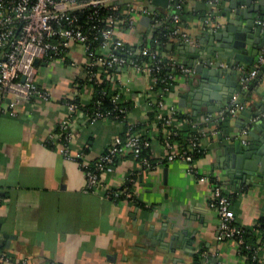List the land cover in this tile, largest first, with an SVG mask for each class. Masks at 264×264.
Listing matches in <instances>:
<instances>
[{
  "label": "crops",
  "instance_id": "0c3cea01",
  "mask_svg": "<svg viewBox=\"0 0 264 264\" xmlns=\"http://www.w3.org/2000/svg\"><path fill=\"white\" fill-rule=\"evenodd\" d=\"M125 1L151 5L149 0ZM217 2L229 7L231 0ZM207 3L184 0L181 10L176 9L179 19L172 22L173 28L186 36L170 37L161 52L165 59L172 57L181 63V51L187 56L186 50L199 45L203 32L217 31L224 24L222 10L211 12ZM154 10L159 17L149 15L150 20L132 13L130 28L119 22L116 39L132 47L147 43L162 20L172 21L171 8ZM86 64L82 46L71 44L63 57L40 59L35 66V83L47 94L44 99L14 101L0 95L1 252L14 264L24 258L30 264H194L199 252L208 254V264H247L233 243L217 238L219 221L209 205L210 183L188 173L183 161L164 160L163 133L152 120L155 99L146 93L150 78L132 67L111 69L110 92L126 109L125 116L90 122L93 88ZM192 73L191 69L173 77L165 105L177 108L203 128L199 144L204 151L196 161L197 170L222 183L231 195L236 223L251 228L264 216V181L247 186L232 181L223 163L228 147L237 140L245 146L252 125L264 117L263 113L246 125L244 116L259 110L257 104L264 107V76L243 95L244 103H236V115L231 116L232 97L212 112L207 106L198 111L179 106L181 95L191 89L188 78ZM241 81L234 96L248 88ZM192 98L187 95L186 103ZM69 100L79 104L71 114L66 105ZM226 113L230 117L219 125ZM207 115L211 118L205 122ZM63 123L68 124L70 134L66 142L62 137L51 139L59 136ZM127 125L148 141L146 155L156 166L142 168L130 155L121 157L101 184L86 191L82 166L92 165L116 135L124 134ZM62 144L68 157L60 152ZM116 187L129 190L133 198H106L105 189ZM259 253L264 262V247Z\"/></svg>",
  "mask_w": 264,
  "mask_h": 264
},
{
  "label": "built area",
  "instance_id": "2783aa9c",
  "mask_svg": "<svg viewBox=\"0 0 264 264\" xmlns=\"http://www.w3.org/2000/svg\"><path fill=\"white\" fill-rule=\"evenodd\" d=\"M174 0H170L172 3ZM175 13L171 16L172 22L179 19L177 10H181L184 0H175ZM216 0H211L215 2ZM90 9L92 12L88 16L90 20V32L82 24L78 23L74 11ZM104 12L101 14L100 11ZM138 12L144 15L159 17L155 10H151L148 5L140 3L132 5L125 0H0V95L11 97L14 101L23 99L29 100L33 97L44 99L47 94L35 83L36 67L35 59L51 60L63 57L65 51L71 44L82 46L87 57L86 67L89 81L96 79L91 71L97 64L108 69L126 67L135 68L145 73L150 79L147 86V96L155 99L153 110V123L161 128L162 142L164 145V160H180L187 165V172L195 176L199 181L209 182L211 185V196L209 205L218 217V240L228 241L237 247L240 254L242 246L250 250V258L255 264H264L260 257L259 250L264 247V243L257 247L245 244L243 238L244 227L236 223L235 214L231 208V195L224 189L220 181L209 174H201L197 170L196 161L200 157L195 155L203 154V149L199 144V138L205 134L203 128L195 121L189 120L190 129L195 133L186 141L176 139L177 131L174 128L175 116L181 112L175 107H166L165 98L173 86V75L158 78L155 75L161 71L164 63L157 52L152 51L145 45L143 47H132L116 39L115 33L119 22L122 27L130 28L134 24L132 13ZM104 21L103 28L98 24ZM95 34L99 37V46L91 48L90 36ZM173 37L185 38V34L178 32L174 27L170 33ZM118 52V54L116 53ZM147 56L148 61L137 64L135 60H129L128 55ZM172 70L187 74L191 69L182 65L178 60L168 58ZM264 62V50L256 58L251 69L242 79V85H247L253 80ZM100 71V69L98 70ZM24 80H21V77ZM94 77V78H93ZM105 92L103 91L102 94ZM113 96L111 102L117 114L110 111H103L100 102L95 103V107L90 110L88 119L93 122L98 119L116 118L123 119L126 109L119 106ZM236 97L231 98L229 114L236 115ZM67 109L71 114L79 108L75 100L66 102ZM210 115L204 117V121L210 120ZM246 132L245 130H243ZM59 136L52 135L51 139L58 137L66 139L69 137L68 124L63 123L59 127ZM61 135V136H60ZM149 146L148 141L135 131L131 125H127L123 135H116L104 152L92 165H83L82 171L86 180V191L94 190L101 184V178L110 174L115 163L121 157L130 155L137 160L140 166L152 169L156 163L149 160L144 154V149ZM61 147V145H60ZM60 152L66 157L69 156L66 145L62 144ZM105 197L113 201H124L132 199L133 194L123 188L105 189ZM202 264H208L209 256L205 252L201 253ZM245 259V258H244ZM0 263L14 264L0 250ZM16 264H30L24 258Z\"/></svg>",
  "mask_w": 264,
  "mask_h": 264
},
{
  "label": "water",
  "instance_id": "95a60500",
  "mask_svg": "<svg viewBox=\"0 0 264 264\" xmlns=\"http://www.w3.org/2000/svg\"><path fill=\"white\" fill-rule=\"evenodd\" d=\"M149 1L151 10L155 7L171 8L170 16L175 13V0L172 3L170 0ZM204 1L208 2L211 12L214 9L222 10L220 15L225 18L224 24L217 31L212 29L203 32L199 45L186 50L189 53L187 56L180 52V62L192 69L193 73L188 78L191 89L181 95L179 106L190 107L194 111L207 106V110L212 112L227 98L237 97L236 103H244L243 95L250 93L258 79L264 76L263 62L256 77L248 83V88L234 96L238 83L245 78L246 71L251 69L264 49V0L256 3H252L255 0H231L229 7L221 6L218 0ZM144 17L150 20L149 15ZM185 46L186 43H183L182 47ZM39 62L38 58L35 59L34 65L37 66ZM21 80H24L23 76ZM187 95L193 97L190 103H186ZM257 106L260 109L251 116L248 112L244 113L246 125L264 113V107ZM258 120L260 121L252 125L247 144L243 146L240 140L235 141L228 147V155L223 163L228 177L246 186L264 181V117Z\"/></svg>",
  "mask_w": 264,
  "mask_h": 264
},
{
  "label": "trees",
  "instance_id": "16d2710c",
  "mask_svg": "<svg viewBox=\"0 0 264 264\" xmlns=\"http://www.w3.org/2000/svg\"><path fill=\"white\" fill-rule=\"evenodd\" d=\"M91 12L92 11L90 9H84L82 11L73 12V14L78 19V23L82 24V26H84V28L88 32H90V27H88L90 24V20L88 19V16L91 14ZM103 12L104 10H102V12L100 11L101 14ZM98 24L101 26V28H103L105 25L104 21H100ZM172 29H173L172 21L167 22V21L162 20L160 27L154 32V34L148 40L147 43L134 46V47H139V46L143 47L145 45L152 51H155L158 53L160 59L164 63V66L161 69V71L155 75L158 78L159 77L162 78V77L169 76V75H173L174 77L177 73H179L176 70H172L169 65L168 59H165L164 56L161 55L163 48L165 47L167 42L170 40V37H171L170 33ZM90 41H91L90 43L91 48H97L99 46L100 40H99V37L96 36L95 34L90 36ZM128 59L135 60L137 64H143L146 61H148L147 56H141L137 54H134L133 56L128 55ZM99 69L100 71L98 74ZM87 70L89 71V68L86 67V72ZM110 70L111 69H108L107 67H103V66L100 67V65L98 64L91 70L94 74H98V77H96V79L91 81L92 88H93V99L90 105H88L90 110L93 109L95 107V103L99 101L101 110L110 111L113 114H117V108L115 109V107L113 106L111 102V98L114 96L115 93L110 92V85H109L111 82L110 81V74H111ZM103 91L105 92L104 94H102ZM152 117H153L152 118L153 120L154 116L152 115ZM228 117L230 116L228 113H226L223 119L218 121L219 122L218 124L222 125L224 122H226ZM173 120L175 122L174 128L177 131L176 139L180 141H186L188 138H190L195 133V130L190 129L189 120L191 121L193 120L191 117L181 113L175 116ZM146 150L147 149H144L145 155H146ZM199 156L201 155L199 154L195 155V157H199ZM243 238H244L245 244H249L252 247H257L259 244L264 243V216L260 217L258 221L256 222V224L253 225L251 228L244 227ZM240 255L246 258L247 264H255L254 262H252L250 258V250L246 249L244 246H242V249L240 250ZM193 260H194L193 261L194 264H202L201 252L195 253Z\"/></svg>",
  "mask_w": 264,
  "mask_h": 264
}]
</instances>
